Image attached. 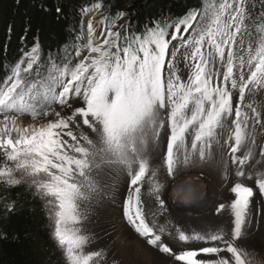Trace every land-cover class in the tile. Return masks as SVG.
Returning a JSON list of instances; mask_svg holds the SVG:
<instances>
[{
	"label": "snow or ice",
	"instance_id": "1",
	"mask_svg": "<svg viewBox=\"0 0 264 264\" xmlns=\"http://www.w3.org/2000/svg\"><path fill=\"white\" fill-rule=\"evenodd\" d=\"M259 5L202 0V9L177 21L171 34L159 23L123 37L109 28L101 32L102 43H93L90 21L87 55L74 67L53 63L47 82L27 85L22 72L36 63L34 46L24 54L26 67L17 62L0 83V180L8 186L25 183L48 198L55 209L52 238L67 264H98L103 258L102 250L84 251L89 237L75 225L87 218L81 202L107 195L101 181L110 173L130 182L123 205L128 224L162 253H173L162 240L167 231L196 249L175 255L183 264H252L237 241L253 227L264 228V0ZM73 103L80 106L72 109ZM53 105L72 109L71 115L62 117ZM25 114L47 123L19 126ZM165 129V151L157 157ZM201 165L233 177L232 197L213 206L218 215L203 220L200 230L177 226L168 212L166 186ZM247 181L259 193L255 202Z\"/></svg>",
	"mask_w": 264,
	"mask_h": 264
},
{
	"label": "trees",
	"instance_id": "2",
	"mask_svg": "<svg viewBox=\"0 0 264 264\" xmlns=\"http://www.w3.org/2000/svg\"><path fill=\"white\" fill-rule=\"evenodd\" d=\"M96 4L110 20L124 13L127 28L137 35L156 23L169 29L202 8V0H0V83L17 62L23 60L26 66L24 54L34 46L36 63L22 72L27 85L39 88L49 79L53 63L69 68L79 63L85 13ZM3 163L0 154V166ZM54 210L48 198L36 195L27 184L8 186L0 180V264H67L52 238Z\"/></svg>",
	"mask_w": 264,
	"mask_h": 264
},
{
	"label": "bare ground",
	"instance_id": "3",
	"mask_svg": "<svg viewBox=\"0 0 264 264\" xmlns=\"http://www.w3.org/2000/svg\"><path fill=\"white\" fill-rule=\"evenodd\" d=\"M165 143L166 135L164 134L160 137L159 147L155 150L157 157L164 153ZM237 155H240V153H237ZM229 166L235 168V165H231L230 162ZM121 175L115 180V201H113L115 211L111 213V218L104 224V231L100 236V245L104 247L105 256L107 255V258L116 264H183V262L175 260V255H178L180 251L196 249L190 248L189 244H181L177 239L170 238L166 231L162 236V240L168 243L174 254L162 253L158 247L148 244L147 239L140 236L128 224L123 214V205L131 186L127 177ZM247 183L248 186H253L254 192H256L253 182L247 181ZM232 184L233 177L231 175L226 178L217 169L208 165H201L199 168L190 170L185 177L177 180L175 184L169 182L165 189L167 193L166 203L169 205L168 212L171 213L173 223L177 224L178 222L177 226L200 230L203 220L212 219L218 215L212 212L213 206H218V203L221 202L229 203L232 197L230 193ZM181 185H183L184 190L178 191L177 189ZM143 192L144 188L142 187ZM190 195L200 197L193 207L189 208V204L193 202L192 199L186 202L180 199ZM258 195L259 193L256 192L253 197L254 202ZM262 209H264V205H262ZM144 210L146 219H148L151 226L152 221L151 217L148 216L147 203H145ZM162 223L163 219L157 217L156 224ZM237 245L249 252V260L252 264H264V228L253 227L246 238L237 241ZM204 246L212 245L204 243ZM203 255L206 254H201V256Z\"/></svg>",
	"mask_w": 264,
	"mask_h": 264
},
{
	"label": "rangeland",
	"instance_id": "4",
	"mask_svg": "<svg viewBox=\"0 0 264 264\" xmlns=\"http://www.w3.org/2000/svg\"><path fill=\"white\" fill-rule=\"evenodd\" d=\"M210 2H216V0H203V5H207ZM257 6L259 7V0L256 1ZM202 9V8H201ZM200 9V10H201ZM91 21L92 26H93V32H92V41L93 43H102L103 38L101 36V32H105L107 29L111 28L112 31H120L121 32V37L125 35H130L132 32L130 29L127 27L121 28V25H127L126 19L122 16L121 18H115L113 20L108 19V15L105 12H102L101 8H95L92 7L91 9L88 10V12L85 14L84 17V22L82 26V38L84 46L83 51L80 52V55L78 56L80 59L84 56L87 55V48L85 47L89 39V34H88V23ZM113 24H115V27H113ZM174 24L170 26L168 29L169 33L174 32ZM182 31H183V26ZM191 32V29H189V33ZM187 35V34H185ZM173 43H176V41H173ZM171 50V45L169 46ZM27 65V63H26ZM26 67V66H25ZM181 69L183 70V63H181ZM54 72V71H53ZM183 79H186V73L182 75ZM48 79H46L45 82H47ZM238 94L234 91L233 92V102L237 100ZM71 102V101H70ZM80 106L77 103L72 104V109L75 107ZM53 108L55 111L60 112L62 117H67L71 115L72 109L64 108L63 110L59 105H53ZM51 119H55L54 116L51 117ZM79 122V121H78ZM47 123L46 119H41L39 117L36 118V120H33L32 117L29 114L22 115L18 118L17 124L19 126H27L29 124H35L36 126H39L40 124ZM80 130L84 131L86 134H88L87 126H83L81 124ZM74 132H77L78 130L76 128H73ZM165 130H162L161 136L165 134ZM66 139H69L65 137ZM69 142L70 139H69ZM159 145L157 146V148ZM156 148V149H157ZM121 174H116V173H110L109 175H105L102 178L101 181V187L105 188V192L107 195H102L101 199L97 201H92L91 203L88 202H81V210L82 211H87V218L83 220L81 223L75 225L76 227L80 228L82 231V234L87 235L89 237V241L87 245L84 248V251L87 252H92V251H103V258H97L98 259V264H116L113 261H111L109 258H107V255L105 256L104 253V247L100 245V236L103 234L104 231V224L107 222L109 218H111V213H114L115 205L113 201H115L114 198V191H115V180L121 177ZM114 182V183H113ZM106 185L111 186V191L108 190ZM188 197L181 198L183 202L186 201ZM179 200V202H181ZM112 207V208H111ZM114 208V209H113ZM112 209V210H111ZM55 211V210H54ZM54 219V218H53ZM54 225V223H53ZM99 243V244H98ZM98 244V245H97ZM62 252L64 254V250L62 249ZM174 252L170 255H173ZM65 256V254H64ZM66 258V257H65ZM112 262V263H111ZM94 264H96V261H94Z\"/></svg>",
	"mask_w": 264,
	"mask_h": 264
}]
</instances>
